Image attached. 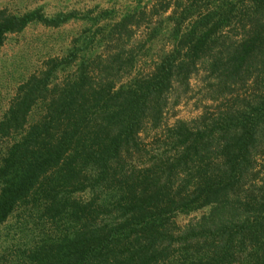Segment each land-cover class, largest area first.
<instances>
[{
    "label": "trees",
    "instance_id": "1",
    "mask_svg": "<svg viewBox=\"0 0 264 264\" xmlns=\"http://www.w3.org/2000/svg\"><path fill=\"white\" fill-rule=\"evenodd\" d=\"M72 15L0 9V45L8 32L31 20L55 25ZM134 15L114 21V30L128 27ZM197 17L150 73L128 84H116L113 69L119 57L97 61L92 57L96 74L86 66L62 85L49 86L46 76L43 83L33 82L36 77L31 76L21 86L24 92L0 121L2 131L19 130L1 158L0 221L23 201L41 198L42 211L69 219L73 226L41 246L33 256L35 264H264V182L257 194L240 196L238 190L251 174L247 170L253 148L259 130L264 131V91L251 110L211 120L209 127L176 124L178 163L188 164L195 157L201 161L199 157L208 154L218 160L206 170L197 169L198 181L191 190L169 181L171 173L154 181L151 167L129 170L122 155L139 147L136 137L145 118L157 119L169 84L183 69L188 75L199 59L198 51L217 38L212 35L216 27L239 25L243 30L230 53V69L254 59L264 66V0L211 2ZM181 47L187 50L179 56ZM44 99L42 118L30 120L33 104ZM88 178L103 184L101 193L87 200L72 197L86 188ZM209 203L214 210L208 220L181 233L172 231V216ZM234 208L240 209L231 211ZM176 249L179 258L171 254Z\"/></svg>",
    "mask_w": 264,
    "mask_h": 264
},
{
    "label": "rangeland",
    "instance_id": "2",
    "mask_svg": "<svg viewBox=\"0 0 264 264\" xmlns=\"http://www.w3.org/2000/svg\"><path fill=\"white\" fill-rule=\"evenodd\" d=\"M220 1L0 0V9L14 14L34 9L45 15L60 12L73 14L55 25L31 20L20 30L6 34L0 45V121L17 95L24 92L21 86L31 76L36 77L33 82L43 83L46 76L47 81H51L49 86L52 83L62 85L86 66L89 71L92 70V65H97L91 63L92 57L95 61L98 58L119 57L113 69L117 70V86L128 84L135 77L146 76L161 57L178 43L180 32L196 23L198 13L211 2ZM185 5L188 10L183 9ZM131 12L135 15L128 27L114 30V21ZM242 33L239 25L216 27L212 35L217 38L198 51L196 55L199 59L190 67L188 75L183 69L174 77L161 98L160 115L155 120L146 116L136 137L139 147L122 153L129 170L141 168L146 171L145 168L151 167L154 181H162L171 173L167 176L169 181L178 188L191 190L198 181L197 169L206 170L215 166L218 162L213 158L215 154L205 155L203 159L199 157L201 161L193 156L188 164L178 163L181 149L177 142L180 136L176 124L182 122L191 128L209 127L211 120L251 110L255 105L252 102L264 91L262 61L257 60L256 63L254 59L236 70L230 69V53L241 41ZM186 50V47H181L179 56L185 55ZM96 55L100 56L96 58ZM46 102L44 99L33 104L30 120L42 118ZM18 133L19 130H0V163L7 146L15 141ZM205 153H209L208 150ZM253 156L247 170L251 174L238 188L240 196L245 192L257 194L264 182V131L261 129ZM85 181L86 188L73 193L72 197L77 195L80 200H87L101 193L100 186L103 184L98 185L95 179ZM42 203L41 198L23 201L0 221V264H35L33 256L36 257L41 246L55 241L66 230L73 228L69 219L42 211ZM213 210L214 205L209 203L186 213L178 212L170 218V228L175 234L181 233L183 229L208 220ZM238 210L234 208L231 211ZM169 239L177 240L176 237ZM171 254L177 258L181 256L178 249Z\"/></svg>",
    "mask_w": 264,
    "mask_h": 264
}]
</instances>
